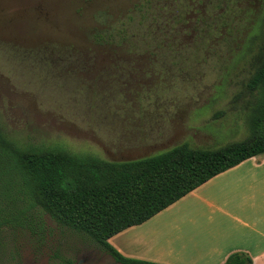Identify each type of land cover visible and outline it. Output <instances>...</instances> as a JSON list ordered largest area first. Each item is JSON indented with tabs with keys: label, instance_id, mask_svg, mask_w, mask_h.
<instances>
[{
	"label": "rangeland",
	"instance_id": "1",
	"mask_svg": "<svg viewBox=\"0 0 264 264\" xmlns=\"http://www.w3.org/2000/svg\"><path fill=\"white\" fill-rule=\"evenodd\" d=\"M246 5L264 13L262 0ZM77 7L76 0H0V128L10 140L120 162L182 143L214 148L249 137L247 85L261 42L253 22L232 20L226 35H157L151 20L121 16L116 30L151 45L118 48L92 43L91 7L83 15ZM8 180L0 161V191L14 187ZM26 206L7 211L0 264H121L40 208L20 213Z\"/></svg>",
	"mask_w": 264,
	"mask_h": 264
},
{
	"label": "trees",
	"instance_id": "2",
	"mask_svg": "<svg viewBox=\"0 0 264 264\" xmlns=\"http://www.w3.org/2000/svg\"><path fill=\"white\" fill-rule=\"evenodd\" d=\"M76 1L80 15L91 7L89 36L98 46L151 45L142 39L132 42L131 35L140 34L116 30L117 18L128 15L141 24L151 20L149 30L157 35L173 29L226 35L232 20H246L254 23L253 32L261 40L258 65L247 85L251 98L245 103L250 130L246 139L214 148L182 143L152 156L116 162L58 147H20L0 128V161L15 193L9 188L0 191V244L2 231L12 222L7 211L25 204L20 213L40 208L62 225L89 235L121 264H161L126 257L109 239L145 223L218 174L264 154V13L250 11L245 0ZM225 264H253V260L235 252Z\"/></svg>",
	"mask_w": 264,
	"mask_h": 264
},
{
	"label": "crops",
	"instance_id": "3",
	"mask_svg": "<svg viewBox=\"0 0 264 264\" xmlns=\"http://www.w3.org/2000/svg\"><path fill=\"white\" fill-rule=\"evenodd\" d=\"M109 241L126 257L161 264H225L235 252L264 264V154Z\"/></svg>",
	"mask_w": 264,
	"mask_h": 264
},
{
	"label": "flooded vegetation",
	"instance_id": "4",
	"mask_svg": "<svg viewBox=\"0 0 264 264\" xmlns=\"http://www.w3.org/2000/svg\"><path fill=\"white\" fill-rule=\"evenodd\" d=\"M251 1H253V3L255 4L257 1H258V3H259V1H261V0H245V3H247V4H249ZM263 1V3H264V0H262ZM261 13V12H260Z\"/></svg>",
	"mask_w": 264,
	"mask_h": 264
}]
</instances>
